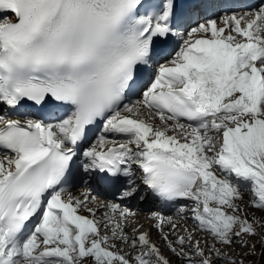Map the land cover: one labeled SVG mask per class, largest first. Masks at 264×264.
I'll return each instance as SVG.
<instances>
[{
    "label": "snow or ice",
    "instance_id": "6c2138e0",
    "mask_svg": "<svg viewBox=\"0 0 264 264\" xmlns=\"http://www.w3.org/2000/svg\"><path fill=\"white\" fill-rule=\"evenodd\" d=\"M260 229L264 0H0V264H255Z\"/></svg>",
    "mask_w": 264,
    "mask_h": 264
},
{
    "label": "bare ground",
    "instance_id": "6f19581e",
    "mask_svg": "<svg viewBox=\"0 0 264 264\" xmlns=\"http://www.w3.org/2000/svg\"><path fill=\"white\" fill-rule=\"evenodd\" d=\"M137 220H138L139 224H143L144 225V228H142L141 231H151L152 232V239L155 240L157 243H160V241L157 239L156 230L154 228H150L151 221H149L148 219H146V216L145 215H139L137 217ZM182 222H183L182 220L179 221L180 224ZM127 230H130L129 232H131L132 225H129V227H128Z\"/></svg>",
    "mask_w": 264,
    "mask_h": 264
},
{
    "label": "rangeland",
    "instance_id": "374dc122",
    "mask_svg": "<svg viewBox=\"0 0 264 264\" xmlns=\"http://www.w3.org/2000/svg\"><path fill=\"white\" fill-rule=\"evenodd\" d=\"M246 199H247V197H246ZM257 215L259 216V215H262V214L257 213ZM183 224H184V221L181 223V225H183ZM128 231H130V230H128ZM260 231L264 232V229H260ZM231 251H233V253L235 254L237 252H246L247 250L240 249L239 246H234V248ZM174 264H175V262H174ZM249 264H252V262H249ZM255 264H264V258H261L259 248L257 249V254H256V258H255Z\"/></svg>",
    "mask_w": 264,
    "mask_h": 264
}]
</instances>
